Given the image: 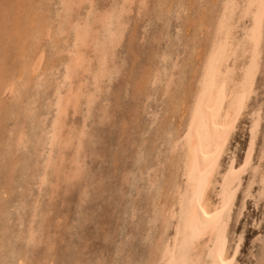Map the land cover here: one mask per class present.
<instances>
[{"label": "rangeland", "instance_id": "374dc122", "mask_svg": "<svg viewBox=\"0 0 264 264\" xmlns=\"http://www.w3.org/2000/svg\"><path fill=\"white\" fill-rule=\"evenodd\" d=\"M96 1L74 0L77 5L74 7L76 12L73 15L75 16V13L79 15L74 19L85 18L88 12L93 11L96 14L98 12L100 16L101 11L107 10L114 0ZM135 1L127 12L128 14L124 16L127 25L125 36L123 41H120L122 44H119L118 48L112 52L114 57L109 62L111 67L108 65L111 73L103 79L100 85L101 92L96 94L99 99L96 97V104L93 103L94 108L87 109V104H83L86 103L84 102L86 99H82L80 110H78V113L81 111V114L77 115L76 111L75 116L72 107L68 112L70 116L68 115L69 119H66L67 129L65 128L64 134L71 138L76 135L77 139L80 137L81 131L83 129L85 131L87 128L89 131L85 132L87 135H92V138L85 135L82 141L85 145L82 143L78 145L77 140L71 142L72 145L69 144L67 149L64 147L61 154L59 147H54L58 150L52 149L54 151L53 161L57 159L55 162L58 164L60 162L62 165L58 166L60 174L56 172V167H51L50 171L47 170L48 174H51L52 169L55 170L47 178V182L49 179L50 182L52 181L51 183L46 182L47 185L51 186L52 184L50 187L46 184L39 185H41L40 178L43 176L41 172L46 171L44 163L49 159L48 154L51 150L48 146H43L46 140L42 146L40 144L43 141L39 144L41 149L43 147L45 149L39 151L40 147L37 146L36 141L39 136L43 137V134L52 125V119L56 114L54 113L55 108L51 106V111L48 106L51 105L50 99H52L51 102L55 100L56 88L59 86L62 92L68 88V82L63 81L64 65L59 62L68 59L66 55L68 52L65 51L72 49L73 36L71 34L68 37L66 34L59 33L62 21L61 13L63 14L60 8L62 6L59 5L60 0H0V89H2L0 93V264H153V260H158L156 258L159 254L157 252L158 239L161 235L167 239L173 233L171 228L167 232L164 231L165 221L160 212L161 206L170 201L171 193L174 191L170 188V182L175 178L181 182L180 176L173 174L176 166L172 168L170 161L172 150L169 151L171 148L169 146L175 129L178 127L182 129L184 125V110L180 107V97L184 95L183 93L188 92L186 90H189L191 82H193V87L196 83L195 73L197 72L194 73V71L202 62L205 53L203 51H206L208 46L206 40L212 31V28H200L196 19L205 15L210 18L204 17L205 20L212 19L210 21L212 24L214 15L210 16V14H213L219 6H213L215 0H143L144 7L141 5L142 0ZM92 7H95V10ZM92 9L93 11H91ZM185 10L186 13H184ZM91 15L94 16L95 13ZM39 18L48 22L49 33L44 36L40 44L41 49L38 47L40 50L30 51V57L33 54V59L42 56L45 65L49 62L45 68V65H41L42 68L37 70V73L40 71L39 74L42 75L44 70L48 69L45 78L48 79L47 81L50 79L47 83L50 85L48 86L43 81L41 84L46 85L48 87L46 89L45 86H37L34 83V86L28 85L26 89L23 88L15 96L11 88L18 75L16 68H20L19 62H22L19 41L24 38L23 42L29 44L32 39L29 38L30 34L26 32V29L29 28L30 20L37 21ZM26 24L27 26H25ZM236 33L241 34L239 30ZM22 35L24 36L22 37ZM99 38L102 39V36ZM45 44L46 46H44ZM50 45L53 46L52 49L57 48L58 50H52ZM197 46H199L198 49ZM60 47L64 53L59 54ZM91 48H95L92 43L89 48L85 49V52L87 56H90L91 70L95 72L98 70V60H96V55L94 56L96 49ZM46 50L57 59L52 57L54 61L50 60L51 54L45 53ZM43 52L47 56L42 54ZM64 56L66 57L64 58ZM34 64L32 65L34 66ZM50 64L55 66L52 67ZM58 71H62L63 74ZM261 71L256 82V93L249 103V109L240 120L237 130L230 140L226 155L223 157L222 172L227 167L233 151L236 158L234 167L237 169L243 165L250 140V131L247 130H250L254 113L260 111L263 116V124L260 126L253 156L255 166L257 165L256 159L259 158L264 144V61ZM79 73L78 80L76 81V77L73 79L74 81L72 80L75 89L76 85L79 86L81 82H85L87 85H85V90L87 87L89 90L96 89L90 73L83 74L81 71ZM159 75L160 77H158ZM169 77L170 80H168ZM5 81L6 83H4ZM51 82L54 83L51 84ZM170 82L173 87L171 85V89L168 90L166 85ZM173 97L176 98L175 101L172 99ZM33 101L36 105L30 103ZM175 104L178 106L177 109L173 106ZM27 106L29 109L31 108L32 116L24 113ZM254 109L256 110L254 111ZM83 110H93L89 114L93 117L88 115V118L87 112L85 114ZM103 110L107 111L106 114ZM154 113L157 117L153 116ZM107 115L108 117L104 121ZM46 116L47 119L43 118ZM83 117L86 121L83 120ZM45 119L48 122L44 121ZM22 125L27 130V137L25 145L16 150L15 135L17 136V130ZM75 126L80 128L76 129ZM45 127L48 129H43ZM35 129L38 133L34 131ZM80 129L82 130L80 131ZM78 130L79 132H77ZM76 132L80 134L77 135ZM75 148L78 151H75ZM54 153L57 158L54 157ZM76 154H78V161L74 164ZM58 155L61 158H58ZM80 157H83L84 160H79ZM154 168L155 170H153ZM262 169H264V163ZM59 175H62V178ZM251 177L250 170L244 178L243 187L236 201L233 221L230 223V248L233 247L236 237L242 232L245 233L240 257L238 256L236 264H264V195L259 199V185H255L252 189V196L244 198L248 187L247 183ZM73 178L77 181H74ZM57 183L58 190L56 189ZM1 189L5 190L2 192ZM212 202L213 204L217 203L214 193H211ZM31 230L36 232L33 243L25 242V239L27 240L30 236Z\"/></svg>", "mask_w": 264, "mask_h": 264}, {"label": "bare ground", "instance_id": "6f19581e", "mask_svg": "<svg viewBox=\"0 0 264 264\" xmlns=\"http://www.w3.org/2000/svg\"><path fill=\"white\" fill-rule=\"evenodd\" d=\"M79 1H81V0H79ZM87 1H90V0H87ZM134 1L135 0H114L112 5L110 7L108 6L107 10L101 11L100 16H99L98 12L96 14V12L93 11V9L95 7L94 8L92 7L93 9L91 11H93V12H88L86 14L87 16H85V18L80 19L78 17V19H74V18H77L75 16H79V15H77L78 13L77 14L75 13V16L73 15V13L76 12L74 7H75V5H77V3H75L74 0H60L59 5L61 4V6H62L60 8L62 9L63 14L61 13L62 21L60 23L61 26H60L59 33L63 34V35L66 34V35H68V37H70L71 34L73 36V38H72L73 39L72 49L71 50L69 49L70 51H65L66 53L68 52L66 54L68 56V59L66 58L67 59L66 61L64 60V62L63 61L59 62L61 64L63 63V65H64L63 68H65V74L63 75L64 76L63 81L65 83L68 82L67 83L68 88H67V90L65 89L66 91H64V92L61 91V88L59 86L56 88L55 95H54L55 100H53V102H51L52 99H50L51 105L48 102V104L50 105V106H48V108L50 109L51 106L54 107L55 108L54 113H56V114H54L55 116L52 119V125H50L49 129L47 128L48 133L45 131H42L43 133L45 132L43 134V137L47 133L46 134L47 137L45 136L46 139L39 136V139L36 141V143L38 144L37 146L40 147V148L37 147L39 149V151L42 149H45L46 146H48L49 149L51 150L48 154L49 159L48 160L46 159L47 161H45V163H44L45 165L42 164L45 166L44 169L46 171L43 173L41 172V174H43V176L40 178L41 179L40 180L41 185H39V186H42V184L47 185V183L50 182V179H49V182H47V178H49L48 175L52 174V171L55 172V170H57L56 172L59 173L58 170L60 167H58V166H59L60 162H59V164L56 163L55 161L57 159H55L53 161L52 154L54 151L52 149H54V147H59V150L61 149V152H60V154H61L64 147H65L64 149H67L68 148L67 146H69V144L72 145L71 142L73 143L75 140H77L79 142V143L77 142L78 145L81 144L83 139L85 138V135H87L85 131L88 129L85 127H84L86 129L85 131H84V129L83 130L80 129V131L82 130L81 135H79L80 137L79 138L77 137V139L75 138L76 135L73 136V138H71L68 135L66 136V134H64L65 128H66L65 125L67 123L66 119H69V118H67L69 115L68 112H70V107H72L71 109L74 110L73 112L75 113L77 111L76 113H77V115H79V113L81 111L78 113V110H80V103H82L81 102L82 99H86V100H84V102H86V103H83V104H87V106H86V108L88 107L87 109H90L91 107H92V109L94 108L93 103L96 100V97H97L96 94L101 92V86L100 85H101L103 79L106 78V76L109 73H111V69H110L111 66H110L109 62L112 61L113 57H114V54H112V52H114L115 49L118 48L119 44L120 45L122 44V43H120V41L122 42L123 41L122 39H124L123 37L125 36L124 32L126 30L127 25L125 22L126 20H124V16L126 14H128L127 12L130 10V8H132L131 6H132ZM239 1L240 0H218V2H216V0H215L214 1L215 3L212 2V3H214L213 4L214 7H217V5L219 6L217 9L214 10L213 14H210L211 11L209 12L210 16L214 15L212 24L210 23V21L212 19L210 21H208L207 19L209 17H206L205 15L200 16L201 18L198 17V20L196 19V23H199L198 25H200V28H202V27L212 28V31L207 38L208 40H206L208 42V46H207L206 51H203V53L204 52L205 53H204L203 59L201 60L202 62H201V64L199 63L200 65L194 71V73L195 72L198 73V74L195 73L196 74V83H194L195 85L193 87L192 86L193 82H191L192 84L189 86V90H186L188 92H186V93L182 92L184 95L182 97H180V104H181L180 107L182 110H184V113H183L184 125H183L182 129H180L179 127L177 129H175L174 135H173L172 140L170 142L169 147H171V148H169V151H170V149L172 150V153H170V155H171L170 161L172 164V168L174 166H176L175 167L176 170L172 169L175 172H173V171L172 172H173V174L175 173L176 176H180L181 182H179V180H177V178H175L174 181L170 182V184H169L171 186L170 188H172L174 190V191L172 190L173 192L171 193V199L169 202L164 203V205H162L160 208L161 215H162V217H164V221H165V223H164L165 227L163 226L165 228L164 231L167 232V230H169V228H171L173 230V233L167 239H164V237L162 235H161L160 239H158L157 252L159 254H157V257H156V258H158V260L157 261L153 260V264H158V263H161V264H236L237 258L240 254V250H241L242 245L244 243V234L245 233L243 234V232H242V234L237 236L236 239L234 240L233 247L231 246V248H230L229 247L230 223H231V221H233L232 218H233V214H234L235 207H236V201L238 199L239 192L241 191V189L243 187L244 178L250 170H251L252 177H251L250 181L248 180V183H247L248 187L246 186L247 188L245 191V197L244 198L246 199L247 197L252 196V189L254 188L255 185H259V193H258L259 199L262 198L264 195V169H262L263 163H264V144H263V147L261 146L262 149L260 151L259 158L256 159L257 160L256 166H255L256 163L254 161L255 158H253L254 153H255V147H256L257 139H258V134L260 131V126H261V124H263L262 123L263 122V120H262L263 116H262L260 111H257L254 113L253 121H252V124L250 125L251 126L250 130L249 129L247 130V131H250V135H249L250 140L248 139L249 140V148L246 152V157H245V161H244L243 165L237 169L234 167L235 162H236V158H235V152L233 151L232 157L230 158V161H229L227 167L224 169V172L221 171L223 157H224V155H226L230 140H231L232 136L235 134V132L238 128V125L240 123V120L244 117L245 113L248 111L249 103H250V101H252L251 99L253 98V96L256 93V82H257V78H258L259 73L262 72L261 69H262L263 61H264V0H242L240 2ZM91 4L93 5V3H91ZM141 5H142V7L145 6V3L143 2V0L141 2ZM96 6H97V4H96ZM81 7L83 8V5ZM18 8H20V7L18 6ZM86 8H88V7H86ZM78 10H79V7H78ZM59 12H61V11H59ZM94 13H95L94 16L91 15ZM184 13H186V10ZM14 14H16V13H14ZM204 17L207 18L206 19L207 21L205 20ZM30 21L31 22L28 25L29 28L26 29L27 30L26 32H28L30 34L29 38H31L32 40L29 42V44L26 43L25 41L23 42L22 39H24V38H22L21 41H19L20 47H21V49H20L21 51H19V52H21L20 58L22 59V62H19L20 68H16V70H18V75L16 76L15 83L14 84L12 83V88H11L12 92L14 93L15 96H16V94L20 93L21 90H23V88L26 89L28 87V85L34 86V83H35L37 86H41L42 85L41 83H43V81L46 84L50 81V79H49V81H47L48 79L46 80V78H45L46 74H48L46 72L48 69L47 70L45 69L42 75L39 74L40 71H38V73H37V70L42 68L41 65H45V63L43 62L42 56L39 57L38 59H37V57L35 59H33L32 58L34 55L33 54L32 57H30L31 56L30 53L33 50L35 51V49H36V51H38L37 49H39V48L41 49L40 44L42 43L44 36H46L47 33H49L48 22H46L45 19L43 20L42 18H39L37 21H35L33 19ZM22 25H24V24H22ZM25 26H27V24ZM19 27H21V26H19ZM18 29L19 28L17 26L16 27L17 32H18ZM209 30H211V29H209ZM238 30L241 32L240 35H238L236 33V31H238ZM14 32H16V31H14ZM22 32H24V31H22ZM147 34H148V32H147ZM23 36L24 35H22V37ZM55 36L56 35L54 34V38H55ZM101 36H102V39L99 38ZM50 40L54 41L51 38H50ZM50 43H51V41H50ZM91 43L93 44V46L95 45V48H91V49H96L95 50L96 53H94V56L96 55V57H97L96 60H98V64H97L98 70L95 72L94 71L92 72V70H91L92 63L90 62L92 60L90 59V56L88 55L89 56L88 57L87 53L85 52V49L89 48V45ZM51 44L53 46H55L53 43H51ZM195 45H196V43H195ZM44 46H46V44ZM65 46H66V44H65ZM17 47H18V45H17ZM50 47H51V45H50ZM52 47H51V49H52ZM198 47L199 46H197V49H198ZM62 48H64V47H62ZM62 48H61V50H59V52H60V53L58 52L59 54H61V52L63 50ZM119 48H121V47H119ZM55 49H57V48H55ZM49 51L51 52V50H49ZM195 51H196V49H195ZM44 52L42 54H44ZM47 52L48 51L46 50L45 53H47ZM62 53H64V51ZM115 53L117 54V50ZM192 53H193V51H192ZM50 54L51 53H49V55ZM56 54H54V55H56ZM44 55H46V54H44ZM198 55H199V53H198ZM57 56H59V55H57ZM50 57H51L50 60H52V57H53L52 54ZM50 57H48V58H50ZM65 57L66 56H64V58ZM53 58L57 59L56 57H53ZM58 58H60V56ZM192 58H193V56H192ZM44 59H46V58H44ZM34 60L36 62L35 64H34ZM44 61H46V60H44ZM48 61H49V59H48ZM52 61H54V60H52ZM48 63L46 65H48ZM32 64H34V66ZM46 65L44 66V68L46 67ZM108 65L110 67H108ZM51 66L54 67L55 65L54 66L51 65ZM57 67H58V64H57L56 68ZM57 70H56V72H57ZM79 71H81V73L83 72V74L84 73H90L91 74V76H92L91 78L93 80L94 86L96 85V89L89 90L87 87V90H85L86 89L85 82H83V83L81 82L79 84V86L76 85L77 86L76 89H75V87H73L72 80L75 77H76V81L78 80L77 76H79L78 75ZM34 72H36V73H34ZM58 73H62V71L61 72L58 71ZM112 73H113V71H112ZM114 74H115V72H114ZM53 77H55V76H53ZM158 77H160V75ZM171 77H174V76H171ZM48 78H51V77H48ZM156 79H158V78H156ZM172 79H174V78H172ZM152 80H153V78H152ZM159 80H160V78H159ZM168 80H170V77ZM54 82H57V81L54 80ZM4 83H6V81ZM53 83L51 82V84H53ZM171 83L172 82H170L168 85H166L168 90L171 89L170 88L171 85L173 87V84H171ZM166 84H167V82H166ZM5 85H7V84H5ZM54 85L56 86V84H54ZM44 86L46 87V89L48 88L46 85H44ZM74 86H75V84H74ZM51 87H52V85H51ZM6 88L7 87L5 86V89ZM40 88H39V90H40ZM62 89L64 90V86ZM1 90L2 89H0V93H1ZM165 90H167V89L165 88ZM168 90H167V92H168ZM182 93H181V95H182ZM0 97H1V94H0ZM20 99H18V100H20ZM172 99L175 101L176 98L173 97ZM30 103L35 104L34 101L30 102ZM95 104H96V102H95ZM35 105H33V106H35ZM173 106H175L176 109L178 107V106H176V104ZM107 107H106V109H107ZM175 107H173L174 110H175ZM101 108L103 109V107H101ZM50 110H48V111H50ZM255 110L256 109H254V111ZM92 111L93 110H91V111L88 110V111H84V113L86 114V112H87L86 116L89 118V116H90L89 114H90V112L92 113ZM104 112H105L104 114H106L107 111H104ZM19 113H21V112H19ZM19 113H18V115H19ZM24 113L28 114L30 116L32 114L31 108L29 109V106H27L24 109ZM76 113H75V116H76ZM33 114H34V112H33ZM48 115H49V112H48ZM82 115H84L83 112H82ZM153 116L157 117V115H155V113ZM90 117L92 118L93 115H91ZM107 117H108V115L104 118V121H105V119H107ZM43 118L47 119V116L43 117ZM83 118H84L83 120H85V117H83ZM46 119L44 121H47ZM90 119H88V120H90ZM251 120H252V118H251ZM152 121H154V120H152ZM44 123H43V125H44ZM23 125L21 127H19L20 129L17 130V132H18V133L16 132L17 136L14 134L16 137V143H15L16 150H19L20 147L25 145V141H26V137H27L26 136L27 130H25V127H23ZM34 126H32V127H34ZM78 126L81 127L82 125H78ZM84 126H85V124H84ZM86 126H87V123H86ZM152 126H153V124H152ZM80 127H76V129H78ZM73 128H74V126H73ZM43 129H46V127ZM34 131L37 132L36 129ZM72 132H74V130ZM77 132H79V130ZM78 134H80V133H77V135ZM88 135H87L88 137L92 138V135H90V134H88ZM65 137H66V139H65ZM42 139H44V140H42ZM44 141H46V143L43 145ZM75 143H74V145H75ZM39 144L41 146L42 145L43 146L46 145V146L41 149V146ZM82 144H84V143H82ZM87 146H88V143H87ZM75 147H76V145H75ZM77 148H80V147L77 146ZM56 150H58V149H56ZM75 151H78V150L76 149ZM82 151L85 153L84 150H82ZM138 151H139V149H138ZM35 152L37 153V151H35ZM44 152L45 151H43V153ZM55 152L58 153L57 151H55ZM83 152H81V153H83ZM56 153H54V155ZM68 153H69V151H68ZM39 154H42V153L39 152ZM77 155L78 154H76L75 157L72 156L75 158L74 164L77 163V161H78ZM45 156H47V155H45ZM63 156H64V154L62 155V157ZM54 157L57 158L56 155ZM59 157L61 158L60 155H58V158ZM39 158H41V157H39ZM82 158L83 157H80L79 160L80 159H81V161L84 160V158L83 159ZM32 164H34V163L32 162ZM39 164H41V163H39ZM60 165H62V164H60ZM37 166H39L38 163H37ZM51 167H56V168H55V170L52 169L51 174H48L47 170H49ZM39 168H40V166H39ZM77 168H79V167H77ZM33 169H35V168H33ZM150 169H151V167H150ZM153 170H155V168ZM81 172H82V170L80 171V173ZM80 173H79V175H80ZM37 175H36V177H37ZM30 176H32L31 173H30ZM56 176L58 177V175H56ZM60 176L62 178V175H59V177ZM74 176H76V175H74ZM166 176H168V175H166ZM65 177L67 178L68 176L66 175ZM78 177H77V179H78ZM29 179H30V177H29ZM37 179L39 180V177ZM73 180L77 181L74 178H73ZM54 185H55V182H54ZM54 185H53V187H55ZM57 185H58V183H57ZM47 186H50V185H47ZM51 186H52V184H51ZM55 188H54V190H55ZM58 188H59V185L56 189L58 190ZM4 190L1 189L2 192ZM161 192H162V190H161ZM52 193H54V192H52ZM211 193H214L216 196L217 203H215V204H213V202L211 203ZM27 195H29V194H27ZM157 196H158V194H157ZM1 205H2V203H1ZM39 206H37V207H39ZM204 213H207V216H205ZM3 215L5 216V214H3ZM4 216H2V217H4ZM170 221H172V222H170ZM41 223H42V220H41ZM20 224H22V223H20ZM31 228H33V227H31ZM35 236H36V232L31 230L30 236L27 238V240L25 239V242L27 241V242L33 243V238H35ZM256 243H258V242H256ZM27 244H30V243H27ZM23 259H25V258H23ZM21 261H23V260H21ZM38 262H39V260H38ZM23 264H25V263H23Z\"/></svg>", "mask_w": 264, "mask_h": 264}, {"label": "snow or ice", "instance_id": "6c2138e0", "mask_svg": "<svg viewBox=\"0 0 264 264\" xmlns=\"http://www.w3.org/2000/svg\"><path fill=\"white\" fill-rule=\"evenodd\" d=\"M205 216H207V213H204Z\"/></svg>", "mask_w": 264, "mask_h": 264}]
</instances>
